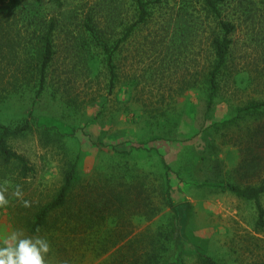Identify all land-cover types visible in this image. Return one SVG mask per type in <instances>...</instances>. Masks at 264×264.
<instances>
[{"label": "rangeland", "instance_id": "1", "mask_svg": "<svg viewBox=\"0 0 264 264\" xmlns=\"http://www.w3.org/2000/svg\"><path fill=\"white\" fill-rule=\"evenodd\" d=\"M145 1L148 16L138 23L135 0L0 3V122H28L8 145L30 167L21 177L0 162V194L8 201L0 205V248L15 250L25 240L36 247L28 224L77 160L80 191L122 186L139 204L72 234L66 262L52 264H103L116 248L106 255L83 249L107 237H123L122 253L151 264H196L198 253L220 264H264L255 204L226 187L264 178V145L251 137L264 118L242 110L264 99V0H220L217 15L202 0ZM221 20L234 28L207 111L203 81L211 41L223 36ZM51 24L54 53L39 89V52ZM116 41L109 89L102 46ZM165 176L173 201L190 204L180 253L163 240ZM260 202L264 207V194Z\"/></svg>", "mask_w": 264, "mask_h": 264}, {"label": "trees", "instance_id": "2", "mask_svg": "<svg viewBox=\"0 0 264 264\" xmlns=\"http://www.w3.org/2000/svg\"><path fill=\"white\" fill-rule=\"evenodd\" d=\"M4 0H0V3ZM160 3L164 0H155ZM220 0H202L203 4L215 15L218 14L217 3ZM137 5V23L142 22L148 16V3L145 0H135ZM223 30V36L214 37L211 41L213 48V61L207 71L203 84L206 90L205 107L209 111L217 96L219 89V74L221 69L226 64V58L229 50L230 40L228 34L233 30V25L221 20L219 22ZM54 26L51 24L45 34L42 36V46L39 52V84L41 89L45 69L53 58V45L51 40V32ZM119 45L116 41L112 46L103 45L106 62L108 64L109 86L111 89L114 85L117 73L115 72V64L113 62L114 49ZM252 108V110H250ZM247 111L246 114H254L256 119L264 118V99L254 101L251 105L242 108ZM28 128V122L9 127L0 122V162L3 165L12 164L21 177H26L30 171V167L26 159L12 150L8 145V139L17 136ZM251 137L254 144L263 147L264 143V122L258 121L252 130ZM264 150V149H263ZM260 152H258L259 154ZM264 153V151H263ZM164 162V160H163ZM165 166L166 163H165ZM228 190L237 196L252 200L256 207L257 220L256 226L264 227V207L260 202L261 196L264 194V178L255 186L240 187L237 185H226ZM79 172L77 168V160L69 162L63 172L62 183L54 194L53 198L43 204L33 215L32 221L28 224L27 232L34 240L36 248L39 250L42 244L48 245V251L42 252L41 255L45 264H52L56 259L60 263L66 262L64 255L67 254V249L72 241V234L82 233L94 225H107L110 218L116 220L124 215L122 210L127 207L130 210V204L137 203V196L131 198L130 191L123 189L122 186L108 188L91 187L90 189L83 188L80 191ZM169 185L165 176L163 198L165 205L170 210V217L167 222V228L163 235V240L172 246L175 251L180 253L185 232V226L189 214V203H176L169 194ZM139 210V209H138ZM104 238L100 242L96 241L84 247L83 252H97L101 255L108 254L112 248H116L114 252L109 253L104 259L103 264H151L146 256L133 253L127 255L122 253L125 240L123 237L111 240ZM111 240V241H110ZM109 242V243H108ZM165 249H168L165 244ZM102 251H100V249ZM146 257V259H145ZM148 260V261H147ZM153 264H166V260H157ZM196 264H220L212 258L198 253Z\"/></svg>", "mask_w": 264, "mask_h": 264}, {"label": "clouds", "instance_id": "3", "mask_svg": "<svg viewBox=\"0 0 264 264\" xmlns=\"http://www.w3.org/2000/svg\"><path fill=\"white\" fill-rule=\"evenodd\" d=\"M3 194H0V205L7 204ZM27 201L25 204L27 205ZM48 251V245L42 244L38 250L35 246L25 240L21 241L15 250L11 248H0V264H45L41 255Z\"/></svg>", "mask_w": 264, "mask_h": 264}]
</instances>
